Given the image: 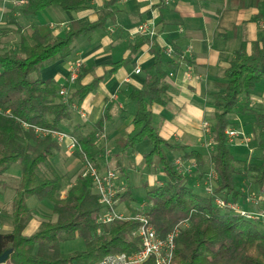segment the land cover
<instances>
[{
    "label": "trees",
    "instance_id": "16d2710c",
    "mask_svg": "<svg viewBox=\"0 0 264 264\" xmlns=\"http://www.w3.org/2000/svg\"><path fill=\"white\" fill-rule=\"evenodd\" d=\"M116 1L107 0L92 22H72L69 31L61 37L42 35L34 28L29 37L20 38L17 51L0 52V190L8 187L4 174L14 165L20 167L19 183L11 199V230L0 232V255L8 249L13 250L4 264H96L106 255L130 254L139 249L140 241L135 235L139 223L135 220L115 219L98 233L96 220L102 206L93 192L89 175L80 174L61 196L62 177L50 166L61 145L50 136L40 137L35 132V128L60 130L62 122L70 121L73 106L79 107L106 76L131 65L141 47L148 42L147 36H140L130 44L125 58L110 64L102 75L93 77L89 83L83 84V80L96 68L81 66L74 89L65 97L59 94L60 85L54 78H41L40 71L45 65L65 60L72 54L76 39L105 29L114 16L110 7ZM86 4L87 0H26L19 14L34 16L51 7L77 11ZM259 17L264 18V15ZM11 19L20 31L21 25L15 18ZM255 19L259 18L252 21ZM151 52L155 61L145 69L142 87L127 94V98L135 103L136 111L131 133L122 140L121 147L127 153L148 141L150 149L143 154V162L149 167L154 166L164 177L158 185L144 183L146 214L156 233L164 238L178 223L188 222L175 239L171 264H264V229H258L257 223L235 211L214 204V197L218 196L240 206L239 201L246 194L235 186L234 175H251V182L258 191L264 187V155L259 163L244 161L237 168L225 136V130L230 126L229 117L242 102V111L255 118V148L264 152V113L247 108L255 87L264 84V36L260 42H251L249 52L245 44L241 45L223 70V88L210 94L214 107L210 133L213 149L208 157L209 165L217 175L213 196L196 192L189 185L188 174L177 171L167 152H179L182 160L194 163V172L200 181L207 174L204 155L190 146L166 141L153 124L151 107H165L170 98L168 73L163 68L161 47L155 37ZM107 118L102 116L89 131L76 124L68 132L75 141L74 155L80 162H89L99 171L103 148L98 142ZM111 169L117 175L126 176V168L120 163ZM116 198L115 209L132 199L131 192L125 189ZM30 199L50 203L55 220L42 222L28 236L25 229L31 219L27 207ZM254 207L260 210L262 206ZM74 237L83 242L84 248L66 256L61 251V244Z\"/></svg>",
    "mask_w": 264,
    "mask_h": 264
},
{
    "label": "crops",
    "instance_id": "0c3cea01",
    "mask_svg": "<svg viewBox=\"0 0 264 264\" xmlns=\"http://www.w3.org/2000/svg\"><path fill=\"white\" fill-rule=\"evenodd\" d=\"M13 1L16 0H0V25L3 17L15 18L22 27L17 33L19 45L20 38L29 37L34 28L42 35L61 37L69 31L72 22H92L97 18V11L107 2L87 0L86 6L77 11H63L58 7H51L34 16L23 17L17 12L12 15L15 9L12 6ZM110 10L114 12V16L107 22L105 29L76 39L72 54L67 59L45 68L41 72V78H54L60 89H66L68 93L74 89V82L71 83L69 79L71 68L79 64L96 68L93 74L83 80V84L89 83L93 77L102 75L110 64L125 58L130 44L136 39L140 36L145 38V35L137 33V28L146 23L149 30L156 33L155 38L161 47L163 68L168 73L170 98L165 107H151L153 122L157 119V125L154 126L166 141L187 145L201 152L206 162L204 171L208 173L211 170L208 157V150H211L208 148L210 136L203 128V123L209 122L206 119L210 109L207 108V103L211 93L223 88L222 73L234 53L242 44H245L246 51L249 52L251 42H260L263 38L264 18L259 16L264 15V0H171L168 4H164L162 0H117ZM254 18L259 19L252 21ZM147 40L131 65L106 76L98 89L90 93L77 107L84 117L73 108L70 121L65 123L68 132L76 124L87 128L102 116H108L103 127L104 137L99 144L103 148L100 157L103 159V170H100L102 172L111 166L112 161L114 166L120 163L110 157L113 146L131 132L136 108L131 106L130 103L133 102L127 98V94L142 87L145 69L155 61V55L151 52L152 39ZM165 45L176 50L175 58L165 56L162 50ZM186 66L192 67V75L188 80L185 78ZM138 68L140 73L136 74L135 70ZM241 104L230 115L229 128L253 137L254 115L242 111ZM247 108L264 113L263 83L253 90ZM243 145L240 140H236V147ZM170 154L174 156L171 157ZM137 155L139 154L132 153L128 157L135 156L133 159H136ZM167 156L172 161L182 159L179 152H167ZM193 165L191 162L187 165L188 177L192 178L189 184L196 192L203 194L200 179L193 177ZM156 174L159 179L164 180L156 169H152L150 178ZM117 186L121 191L126 189L123 185ZM245 201L246 208H249L251 203Z\"/></svg>",
    "mask_w": 264,
    "mask_h": 264
},
{
    "label": "rangeland",
    "instance_id": "374dc122",
    "mask_svg": "<svg viewBox=\"0 0 264 264\" xmlns=\"http://www.w3.org/2000/svg\"><path fill=\"white\" fill-rule=\"evenodd\" d=\"M19 2L20 0H16ZM16 1H13L12 6L15 8L12 11V15L17 12L20 13L21 8L23 6L14 4ZM74 14V13H71ZM20 15V14H19ZM12 16L3 17L0 25V52H4L8 49L17 51L19 48V39L17 37V26L13 23L11 19ZM53 64V63H52ZM49 65H45L41 71L40 76H42V71L47 68ZM133 108H136L135 103H130ZM208 112L206 115V119L209 120L210 123L213 122V115H214V107L211 103V99L207 103ZM250 119L253 117H249ZM207 122V121H205ZM208 123L211 129V124ZM66 122H62L59 126L62 132L68 133ZM154 125H157V119H154ZM91 126L86 128V131H89ZM131 132L129 131L127 135H124L119 141L116 142V146H113L112 154L110 155L111 159L118 160L122 164L123 167L126 168V176L118 175V179L116 184L119 186H124L126 189H129L131 192V198L128 202H122L116 209L117 213H122L126 217H133L134 214L139 211V206L141 204H145V196L146 191L144 187V183L149 184L150 186L158 185L162 180L159 179V176L156 174L154 177L150 178V173L154 166H147L144 164L142 156L144 153L148 152L150 149V143L148 141L140 144L136 149L130 150L127 153L122 151L121 143L124 138H126ZM208 136H210L208 134ZM211 136L209 137V143ZM251 142L248 145H243L240 147H236L235 145L229 146L230 152L232 153L235 164L237 168L242 166L244 161L247 162H256L259 163L261 161L264 152L257 151L255 148V143L253 142V137H251ZM99 140V144H100ZM208 148L212 146L208 145ZM208 150V154L212 151ZM251 150V152H250ZM110 153V152H109ZM139 154L137 155L136 159L135 156L133 158H129L128 155L130 154ZM169 153V152H168ZM170 156H174L170 154ZM105 158V157H104ZM101 161L103 159H100ZM114 161L110 164L113 168ZM117 162V161H116ZM50 166L62 177V195L69 190V188L75 183L76 178L83 174L84 172V164L79 161V159L74 155L73 152L66 151L64 146H61V150L56 153L55 158L51 161ZM109 167V168H110ZM210 167V166H209ZM211 168V167H210ZM100 169L103 170L102 166ZM48 173V170H44ZM212 171V169L210 170ZM197 172H193V177L197 176ZM198 177V176H197ZM3 179L7 183V189L2 191L0 190V232L7 233L10 232L12 226V213H11V199L14 195L15 189L19 183L20 179V167L18 165L12 166L3 176ZM190 181L192 180L191 177L188 178ZM251 175H234V183L235 186L241 191L246 194V199L242 198L239 201L240 207L243 210L255 211L256 207L254 205H250L249 209L246 208L244 204V200L252 199L256 197L259 192L264 189H259L255 187L252 182ZM190 185V184H189ZM61 195V196H62ZM246 202V201H245ZM263 206V205H259ZM27 207L31 212V219L25 229L26 235H31L34 233L39 225L44 221H52L55 220V216L52 214V205L48 202H38L36 199H30L27 202ZM258 229H262L261 223L257 224ZM84 248L83 242L78 238L74 237L73 239L66 241L61 244V251L64 255L68 256L76 251H82Z\"/></svg>",
    "mask_w": 264,
    "mask_h": 264
},
{
    "label": "built area",
    "instance_id": "2783aa9c",
    "mask_svg": "<svg viewBox=\"0 0 264 264\" xmlns=\"http://www.w3.org/2000/svg\"><path fill=\"white\" fill-rule=\"evenodd\" d=\"M171 0H162L164 4H168ZM16 5H25L26 0H20L15 2ZM137 33L147 36L152 39L156 36L153 30H149V26L144 23L137 28ZM163 53L168 58H175L177 55L176 50L172 46H162ZM80 65L71 68L70 71V82L73 83L80 70ZM135 73H140V69H136ZM192 75V67L186 66L185 78L188 80ZM59 94L65 97L67 94L66 89H61ZM73 108L78 112L81 117L84 114L73 106ZM27 128V126H24ZM203 128L205 133H211L210 126L207 122L203 123ZM35 132L40 137L50 136L59 145L64 146L66 151L74 152L75 141L73 138L68 136V133L62 132L61 130L52 131L47 129L35 128ZM226 143L228 146L236 144V140H240L245 146L250 144L251 137L246 135L244 132L236 129L227 128L225 130ZM104 134L100 135L99 140L103 139ZM209 146H213V142L209 143ZM251 152V150H250ZM108 154V152H106ZM105 154V155H106ZM174 166L180 173L189 172L187 165L188 162L182 159L174 160ZM84 172L83 175H89L93 181V192L98 196V203L102 206V211L99 214L96 223L98 224V233H101V229L110 224L113 220H135L139 223V226L135 232L136 237L139 239V249L133 253H116L109 254L103 257L96 264H171L174 251H175V239L179 235L180 231L188 226L187 221H182L178 223L164 238H161L155 231L154 227L148 220L147 216V203L140 205L139 211H137L133 217H126L122 213H117L114 208V204L118 201L116 195L121 191L117 184V173L111 169L107 168L105 171H99L95 166L89 162H84ZM194 166V165H193ZM195 167V166H194ZM188 170V171H187ZM217 175L214 171H209L205 178L200 181L203 185V191L205 195L213 196V190ZM200 186V184L198 185ZM62 195V193H61ZM64 196V195H62ZM247 203L251 205L259 206L264 204V189H262L256 197L246 200ZM214 204L221 209L233 210L240 214L246 220L261 223L264 229V207H260V210L249 211L243 210L239 205L233 204L231 202L225 201L221 197H214Z\"/></svg>",
    "mask_w": 264,
    "mask_h": 264
},
{
    "label": "water",
    "instance_id": "95a60500",
    "mask_svg": "<svg viewBox=\"0 0 264 264\" xmlns=\"http://www.w3.org/2000/svg\"><path fill=\"white\" fill-rule=\"evenodd\" d=\"M13 252L12 249H8L0 255V264H4L8 256Z\"/></svg>",
    "mask_w": 264,
    "mask_h": 264
}]
</instances>
